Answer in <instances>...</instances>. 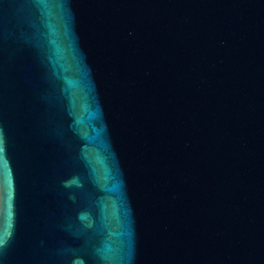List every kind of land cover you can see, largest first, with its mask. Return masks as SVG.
Instances as JSON below:
<instances>
[{
	"label": "water",
	"instance_id": "1",
	"mask_svg": "<svg viewBox=\"0 0 264 264\" xmlns=\"http://www.w3.org/2000/svg\"><path fill=\"white\" fill-rule=\"evenodd\" d=\"M0 136V264H264V0H0Z\"/></svg>",
	"mask_w": 264,
	"mask_h": 264
},
{
	"label": "snow or ice",
	"instance_id": "2",
	"mask_svg": "<svg viewBox=\"0 0 264 264\" xmlns=\"http://www.w3.org/2000/svg\"><path fill=\"white\" fill-rule=\"evenodd\" d=\"M3 154H4V144H3V138L2 136H0V160L3 159ZM9 227H11V225H9ZM10 232H7L5 234H0V246H3V244L5 243V238L6 235H10Z\"/></svg>",
	"mask_w": 264,
	"mask_h": 264
}]
</instances>
